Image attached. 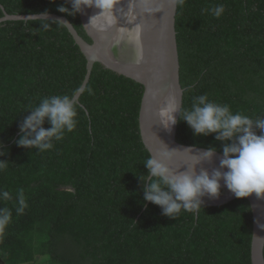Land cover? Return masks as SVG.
I'll return each instance as SVG.
<instances>
[{"label": "trees", "instance_id": "1", "mask_svg": "<svg viewBox=\"0 0 264 264\" xmlns=\"http://www.w3.org/2000/svg\"><path fill=\"white\" fill-rule=\"evenodd\" d=\"M224 6L216 18L206 10ZM9 15L56 14L88 43L70 0H0ZM3 12L0 8V18ZM47 25V26H45ZM175 31L183 90L175 140L216 148L182 119L195 98L264 118V0H184ZM86 61L54 21L0 24V261L3 264H251L252 217L246 199L182 211L143 206L148 181L138 111L142 87L93 66L77 103V124L47 151L18 147L19 125L44 97L70 95ZM45 129L50 124L45 120ZM259 134V133H258ZM23 201V204L21 203ZM23 209L20 211V209ZM264 258V249H263Z\"/></svg>", "mask_w": 264, "mask_h": 264}, {"label": "clouds", "instance_id": "2", "mask_svg": "<svg viewBox=\"0 0 264 264\" xmlns=\"http://www.w3.org/2000/svg\"><path fill=\"white\" fill-rule=\"evenodd\" d=\"M71 11L60 6L58 11L68 15L81 13L85 8H96L99 14L92 17L90 23L95 25L99 18L104 24L98 25L101 31L116 23L114 9L117 0H70ZM172 3L183 5L184 0H171ZM210 15L219 18L225 11L224 6L216 5L206 10ZM44 16L47 13L42 14ZM65 24L64 22H58ZM47 26V25H45ZM141 29L137 25L131 30L120 29L117 42L126 40L137 43ZM80 89L70 95H54L44 97L39 104L32 107L19 125L23 135L16 141L18 147L47 151L53 148V140L64 138L65 132H72L77 124L76 98ZM178 106L169 101L160 109L158 116L165 129L176 123L175 113ZM182 119L197 136L215 135L222 144V158L219 166L211 172L202 169L198 173L195 164L211 161L217 149L209 148L195 157V163L185 171H174L161 161L170 162L173 151L167 148L157 155L150 156L144 166L148 172L138 179L148 181L143 188V206L150 202L162 210L163 215L176 218L182 211L197 212L203 207L205 198L216 199L220 196L221 187H225L237 199H245L255 195L264 199V118L253 120L249 116L233 113L227 104H220L205 95L195 98L190 110L186 109ZM45 120L50 127H43ZM259 133V134H258ZM4 145L0 143V157L4 155ZM7 162L0 160V169ZM0 196L8 197L7 192ZM23 204V201H21ZM23 209L21 208L20 211ZM7 216L0 217V224L6 222Z\"/></svg>", "mask_w": 264, "mask_h": 264}, {"label": "water", "instance_id": "3", "mask_svg": "<svg viewBox=\"0 0 264 264\" xmlns=\"http://www.w3.org/2000/svg\"><path fill=\"white\" fill-rule=\"evenodd\" d=\"M3 16L0 24L17 21H54L63 25L79 48L86 61V73L79 87L76 102L83 93L93 66L123 76L142 87V97L138 111L140 139L149 156L158 157V153L167 148L173 151L170 162L161 161L174 171H185L195 163V157L207 149L185 146L176 142V129L182 108L183 90L179 84V61L175 31L177 4L171 0H117L114 9L116 23L101 31L98 25L104 24L97 19L95 25L91 18L99 14L96 8H85L78 13L81 27L89 39L85 41L67 18L56 14L9 15L0 6ZM140 26L137 43L126 40L117 42L120 29L131 30ZM169 101L178 106L175 113L176 123L165 129L160 123L158 113ZM222 154L216 152L211 161L195 164L198 173L202 169L211 172L219 166ZM216 199L205 198L203 206L220 207L237 198L223 187ZM252 217V236L250 242L251 264H264V199L255 195L245 198Z\"/></svg>", "mask_w": 264, "mask_h": 264}, {"label": "rangeland", "instance_id": "4", "mask_svg": "<svg viewBox=\"0 0 264 264\" xmlns=\"http://www.w3.org/2000/svg\"><path fill=\"white\" fill-rule=\"evenodd\" d=\"M0 264H3V263L0 261ZM39 264H49V263H47L46 261H42V262L39 263Z\"/></svg>", "mask_w": 264, "mask_h": 264}]
</instances>
